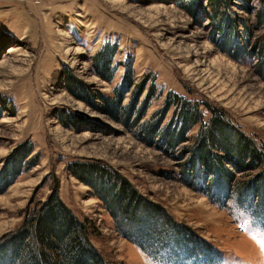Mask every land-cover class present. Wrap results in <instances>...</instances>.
<instances>
[{
  "label": "rangeland",
  "instance_id": "obj_1",
  "mask_svg": "<svg viewBox=\"0 0 264 264\" xmlns=\"http://www.w3.org/2000/svg\"><path fill=\"white\" fill-rule=\"evenodd\" d=\"M263 169L264 0H0V264L53 195L104 264L162 263L132 231L162 215L106 206L141 198L213 264H264Z\"/></svg>",
  "mask_w": 264,
  "mask_h": 264
},
{
  "label": "trees",
  "instance_id": "obj_2",
  "mask_svg": "<svg viewBox=\"0 0 264 264\" xmlns=\"http://www.w3.org/2000/svg\"><path fill=\"white\" fill-rule=\"evenodd\" d=\"M175 99L177 98L175 97ZM121 102L120 100L119 102L116 101V104L120 106ZM191 121H193V119H191ZM203 132L204 131H200L199 137L204 134ZM255 160H258V158ZM82 167L85 166L77 167L78 169L80 168V174L83 173ZM122 183L125 182L117 180L116 185H121ZM89 185L93 191L98 192L93 183L89 182ZM118 188V191H109V193H114L115 197H127L128 200L130 196L129 193L131 194L130 190L128 191L127 188L125 192L122 193L121 187ZM97 198L99 197L97 196ZM141 201L143 203H134L133 206L129 205V203L118 205L115 201L111 200L109 205L106 206L111 216L116 218L117 214L121 215V220L125 222L129 220V212L131 213L132 210H136L137 214H140V216L141 210L144 209L145 211L149 210L152 213L162 215L160 222L163 224L159 221L156 222V219H154L152 215V221L148 219L149 217H146L148 220L145 222H134L135 230H132L133 232L151 230L153 226H156V228H158L156 232L154 231L157 233L156 236L164 237L163 241H168L162 249L158 248L159 245L154 247V254L150 249L146 248V244L149 245V243L145 242V246L138 243L143 253L147 254L152 260L160 261L163 264H213L211 259L212 254H215L213 248L197 238L191 230L176 222H172L163 213L159 212L157 209L160 208L156 204L145 201L143 198H141ZM123 202L125 201L123 200ZM48 214L55 216L54 219L50 221L53 225L49 224V226L44 229V221ZM157 214L154 216H157ZM131 217L137 219L136 215H132ZM161 225H163V227L167 225V229L165 228L163 230ZM52 227L56 229L58 227V230L60 228V231H64L60 232L61 235L58 236L57 232H53ZM123 227V225L119 224L117 228L118 231L123 234L125 238L129 239L130 237V240H134L130 232H128L129 234H125L126 232L123 231ZM88 229L85 222L80 221V219L65 209L56 196L53 195L49 197V200L47 199L45 202L41 203L36 210L28 213L19 229L9 234L10 237H13L12 241H17L19 248H21L20 254L16 252L12 260L14 264H104L100 255L97 254L96 250L89 243L90 232ZM168 230H171L173 233L178 231L179 235L169 237L166 234ZM17 234L18 236H16ZM138 236L139 235L136 237ZM151 239H154V237ZM159 241L160 240H157V242ZM156 251L158 252L156 253Z\"/></svg>",
  "mask_w": 264,
  "mask_h": 264
}]
</instances>
